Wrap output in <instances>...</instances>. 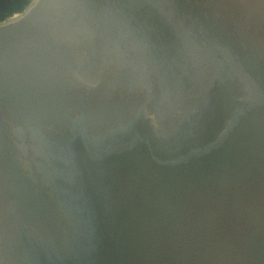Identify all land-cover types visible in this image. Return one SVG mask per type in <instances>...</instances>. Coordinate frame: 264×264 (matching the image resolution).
<instances>
[{
    "label": "water",
    "instance_id": "1",
    "mask_svg": "<svg viewBox=\"0 0 264 264\" xmlns=\"http://www.w3.org/2000/svg\"><path fill=\"white\" fill-rule=\"evenodd\" d=\"M0 264H264V0L0 21Z\"/></svg>",
    "mask_w": 264,
    "mask_h": 264
},
{
    "label": "trees",
    "instance_id": "2",
    "mask_svg": "<svg viewBox=\"0 0 264 264\" xmlns=\"http://www.w3.org/2000/svg\"><path fill=\"white\" fill-rule=\"evenodd\" d=\"M30 0H0V21L22 11Z\"/></svg>",
    "mask_w": 264,
    "mask_h": 264
},
{
    "label": "flooded vegetation",
    "instance_id": "3",
    "mask_svg": "<svg viewBox=\"0 0 264 264\" xmlns=\"http://www.w3.org/2000/svg\"><path fill=\"white\" fill-rule=\"evenodd\" d=\"M21 12V11H20Z\"/></svg>",
    "mask_w": 264,
    "mask_h": 264
}]
</instances>
